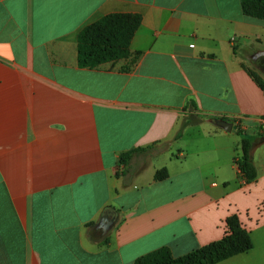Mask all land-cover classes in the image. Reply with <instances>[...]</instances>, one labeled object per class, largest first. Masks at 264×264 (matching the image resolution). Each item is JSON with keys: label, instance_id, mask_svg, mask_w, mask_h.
<instances>
[{"label": "crops", "instance_id": "crops-1", "mask_svg": "<svg viewBox=\"0 0 264 264\" xmlns=\"http://www.w3.org/2000/svg\"><path fill=\"white\" fill-rule=\"evenodd\" d=\"M110 13L141 17L129 56L80 67L78 33ZM261 52L264 20L240 0H0V264L177 257L232 213L252 248L215 264H264ZM189 114L202 120L174 139ZM214 119L255 134L254 182Z\"/></svg>", "mask_w": 264, "mask_h": 264}, {"label": "trees", "instance_id": "trees-1", "mask_svg": "<svg viewBox=\"0 0 264 264\" xmlns=\"http://www.w3.org/2000/svg\"><path fill=\"white\" fill-rule=\"evenodd\" d=\"M240 6L244 15L264 20V0H240ZM140 20V15L135 13H110L86 25L77 36L78 65L91 68L129 56L130 41ZM251 76L261 88H264V82L260 78L254 74ZM201 120L200 116L189 114L181 121L174 139L180 137L187 125L199 123ZM236 133L240 136V142L236 147L234 160L239 177L244 183L254 182L257 178L252 161L255 134L241 128L238 124H236ZM138 150L132 149L121 154L120 162L126 164L131 155ZM166 177L165 168L154 173L155 180H163ZM224 224V235L216 241L177 257L173 256L168 247H160L139 256L134 264H215L252 248L250 234L242 226L236 213L228 215Z\"/></svg>", "mask_w": 264, "mask_h": 264}, {"label": "water", "instance_id": "water-1", "mask_svg": "<svg viewBox=\"0 0 264 264\" xmlns=\"http://www.w3.org/2000/svg\"><path fill=\"white\" fill-rule=\"evenodd\" d=\"M260 54H264V52H261ZM214 124L226 131L235 132L236 131V125H234L232 122L223 120V119H214ZM113 220L109 215L105 214L100 218L98 226L103 229V231H107L110 226L112 225Z\"/></svg>", "mask_w": 264, "mask_h": 264}, {"label": "flooded vegetation", "instance_id": "flooded-vegetation-1", "mask_svg": "<svg viewBox=\"0 0 264 264\" xmlns=\"http://www.w3.org/2000/svg\"><path fill=\"white\" fill-rule=\"evenodd\" d=\"M255 64L264 72V57L255 59Z\"/></svg>", "mask_w": 264, "mask_h": 264}, {"label": "built area", "instance_id": "built-area-1", "mask_svg": "<svg viewBox=\"0 0 264 264\" xmlns=\"http://www.w3.org/2000/svg\"><path fill=\"white\" fill-rule=\"evenodd\" d=\"M234 40H235V39H234V38H232V42H233ZM261 129H264V126H262V125H261Z\"/></svg>", "mask_w": 264, "mask_h": 264}, {"label": "rangeland", "instance_id": "rangeland-1", "mask_svg": "<svg viewBox=\"0 0 264 264\" xmlns=\"http://www.w3.org/2000/svg\"><path fill=\"white\" fill-rule=\"evenodd\" d=\"M261 129V128H260Z\"/></svg>", "mask_w": 264, "mask_h": 264}]
</instances>
